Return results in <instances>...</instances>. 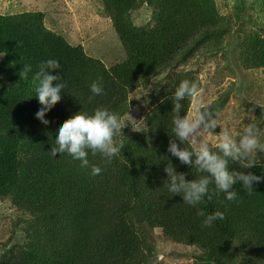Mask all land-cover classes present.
<instances>
[{"label": "trees", "instance_id": "obj_1", "mask_svg": "<svg viewBox=\"0 0 264 264\" xmlns=\"http://www.w3.org/2000/svg\"><path fill=\"white\" fill-rule=\"evenodd\" d=\"M102 2L97 15L110 16L125 52L110 67L70 40L74 28H54L42 11L0 13V222L11 225L0 239V264H160L159 245L193 249L190 264H264V179L254 182L251 195L242 182L233 185L235 201L215 194L211 184L212 198L196 206L164 188L169 164L189 181L206 175L169 152L173 142L190 148L173 133L175 88L186 79L201 90L204 80L194 65L223 54L233 38L238 66L264 73V29L255 27L264 21V0L247 6L257 15L246 32L240 31L246 0ZM92 29L88 25L85 34ZM47 59L60 62L52 74L65 88L45 125L35 115L41 105L32 77ZM26 65L32 72L25 78L20 72ZM97 79L104 91L90 100ZM230 91L209 104L215 120L229 105ZM181 104L183 117L193 103ZM97 108L118 114L126 126L114 138L124 147L110 162L89 153L90 165L102 169L92 176L90 167L67 153L52 156L50 149L61 122ZM251 124L264 142L263 123ZM210 149L217 151L215 145ZM260 156L250 157L251 168L233 160L229 167L264 177ZM200 211H220L225 218L202 227ZM18 233L22 241H15Z\"/></svg>", "mask_w": 264, "mask_h": 264}, {"label": "clouds", "instance_id": "obj_2", "mask_svg": "<svg viewBox=\"0 0 264 264\" xmlns=\"http://www.w3.org/2000/svg\"><path fill=\"white\" fill-rule=\"evenodd\" d=\"M14 14V13H7ZM60 62L57 59H47L39 64V70L32 77L36 84L35 96L41 105L36 112V117L45 125L49 123L46 113L49 112L61 99L65 83L59 82L60 77L52 74L53 69H59ZM32 72V66L26 65L20 72L21 77H27ZM92 96L103 93V84L100 79L90 84ZM200 90L196 83L183 80L175 88L174 109L176 115L173 117V133L182 142L190 145L183 150L176 143H170L169 152L185 164H193L200 173L195 180H187L183 173H178L176 168L169 164L164 171L167 174L164 188L171 195H181L183 202L189 206L199 205L207 196L211 199L210 185H215L214 193H224L229 201H235L238 193L230 191L237 182H242L243 189L252 194L254 182L264 177L252 172H237L229 167L230 160L243 161L242 167L251 168L254 162L249 159L254 152L264 151V142L261 141V130L254 124L243 129L242 134L236 138L228 128H224L219 134L218 143L215 148L210 149L209 143L203 140L197 145V136L204 131L215 129L217 122L213 118L214 113L211 105L202 104L198 97ZM188 100L195 103L196 107L192 113L180 117L182 108L181 101ZM163 102V101H161ZM126 126V121L107 108H97L93 113L78 111L70 118L61 122L55 131V143L51 145V155L59 152L67 153L73 160L80 162L82 168L91 169L92 176L99 175L102 169L96 165H90L89 153L97 154L110 162L123 149L122 141L114 138L119 135ZM193 156L195 160L193 161ZM203 217L201 226L211 227L217 220H223L225 214L220 211L206 215L203 211L198 212Z\"/></svg>", "mask_w": 264, "mask_h": 264}, {"label": "rangeland", "instance_id": "obj_3", "mask_svg": "<svg viewBox=\"0 0 264 264\" xmlns=\"http://www.w3.org/2000/svg\"><path fill=\"white\" fill-rule=\"evenodd\" d=\"M252 1L246 0V11L241 23V32L248 31L251 24L256 20L257 12L252 9L247 11V6ZM103 7L102 0H0V13L39 10L48 16V23L53 25L54 28H74L72 32L70 31L74 36L70 40L75 44L77 42L82 43L88 55L100 59L107 67H110L122 61L125 58V52L115 29L111 26L110 16L108 14L104 16L97 15V8L100 10ZM229 9L233 12L232 1L228 2L227 10L229 11ZM144 14L147 15L145 12ZM250 15L253 16L252 20H250ZM88 25L94 29L85 34ZM255 27L259 30L264 29V21H261L260 25H255ZM235 40L236 38H233L230 45L228 40V45L223 54L221 51L216 56L202 57L193 67V69L197 68L198 75L204 80V86L198 97L202 104H211L219 98L220 94L230 91L229 89L232 88L227 99L229 105L219 113L220 118L216 120L217 131L209 129L198 135L197 145L203 140H206L209 146L216 145L219 134L224 128L230 129L236 138L242 134L243 129L248 127L250 123L260 121L263 123L260 128H264V73L245 71L238 66L237 51L232 52ZM227 60H229V63ZM195 107L196 104L193 103L190 113L194 111ZM134 118V116L130 117L132 120ZM255 155L262 156L264 151L252 154L253 157ZM11 213L12 210L8 212V214ZM0 225L4 227L3 232L0 234L2 240L8 235V231H10L8 227L11 225L7 221L5 224L0 222ZM18 240H23L21 233L16 236L15 241ZM192 250L191 248L175 249L171 246L159 245L160 264H190L193 262Z\"/></svg>", "mask_w": 264, "mask_h": 264}]
</instances>
